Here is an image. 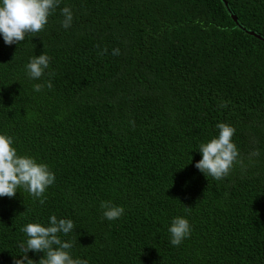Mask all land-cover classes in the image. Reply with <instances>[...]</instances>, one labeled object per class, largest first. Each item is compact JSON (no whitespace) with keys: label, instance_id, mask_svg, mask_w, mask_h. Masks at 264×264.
<instances>
[{"label":"trees","instance_id":"obj_1","mask_svg":"<svg viewBox=\"0 0 264 264\" xmlns=\"http://www.w3.org/2000/svg\"><path fill=\"white\" fill-rule=\"evenodd\" d=\"M225 1L61 0L43 31L0 35V134L55 174L43 204L23 188L0 197V264L53 214L73 221L60 238L88 264H264V41L246 32L264 38V0ZM42 53L49 67L30 79ZM221 122L239 156L215 180L195 164ZM102 201L124 214L105 219ZM176 216L191 226L178 247Z\"/></svg>","mask_w":264,"mask_h":264},{"label":"clouds","instance_id":"obj_2","mask_svg":"<svg viewBox=\"0 0 264 264\" xmlns=\"http://www.w3.org/2000/svg\"><path fill=\"white\" fill-rule=\"evenodd\" d=\"M61 0H0V35L6 45L19 44L27 34L43 31L49 16L59 6ZM64 19L62 27L67 29L73 21V13L69 7L61 9ZM103 49L101 55L106 54ZM118 48L112 50V55H119ZM50 57L46 53L30 58L26 64V72L30 79H40L49 67ZM47 87H53L51 80L46 84L37 83L33 86L35 92ZM220 107H227L222 102ZM218 135L199 145L198 151L202 158L195 167L206 177L215 180L227 177L235 163L239 151L232 141L235 128L227 123H218ZM13 137L0 134V197L13 198L18 188H23L32 197L39 199L40 204L45 202L46 189L55 182V174L49 166L28 155H18L13 146ZM258 150L251 155H258ZM103 217L109 221L116 220L124 214V207L117 206L111 201H102ZM186 211L190 207L186 206ZM75 225L71 219H58L55 214L49 217L48 226L41 223H27L20 231L27 239L18 245L22 259L13 257L14 264H88L87 260L73 258L70 249L71 242L63 241L60 234H69ZM173 246H179L185 238L191 235V226L185 217L176 216L168 228ZM43 253L39 261L29 258V252Z\"/></svg>","mask_w":264,"mask_h":264},{"label":"water","instance_id":"obj_3","mask_svg":"<svg viewBox=\"0 0 264 264\" xmlns=\"http://www.w3.org/2000/svg\"><path fill=\"white\" fill-rule=\"evenodd\" d=\"M223 1H224L225 5H227V2L225 0H223ZM232 18L237 23V17L235 15H232ZM246 32L251 34V35H254L255 37L260 38L264 41V38L262 36H260L259 34L255 33L254 31L246 30Z\"/></svg>","mask_w":264,"mask_h":264}]
</instances>
